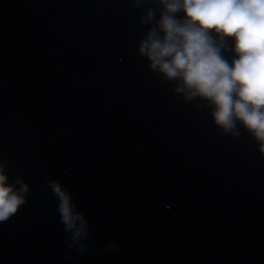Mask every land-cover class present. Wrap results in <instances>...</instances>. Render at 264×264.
<instances>
[{
    "label": "water",
    "instance_id": "1",
    "mask_svg": "<svg viewBox=\"0 0 264 264\" xmlns=\"http://www.w3.org/2000/svg\"><path fill=\"white\" fill-rule=\"evenodd\" d=\"M157 19L155 0H0V166L28 187L0 264H264V155L149 69Z\"/></svg>",
    "mask_w": 264,
    "mask_h": 264
},
{
    "label": "clouds",
    "instance_id": "2",
    "mask_svg": "<svg viewBox=\"0 0 264 264\" xmlns=\"http://www.w3.org/2000/svg\"><path fill=\"white\" fill-rule=\"evenodd\" d=\"M159 19L138 48L149 69L190 101L199 98L223 133L237 124L264 155V0H155ZM155 13L148 11L147 20ZM235 134L238 135V132ZM0 166V221L25 203L26 184L7 183ZM17 183H21L17 181ZM68 228L74 217L68 193L53 182Z\"/></svg>",
    "mask_w": 264,
    "mask_h": 264
}]
</instances>
